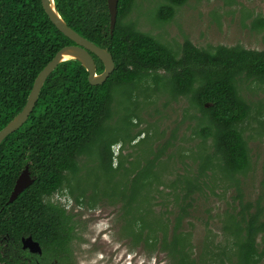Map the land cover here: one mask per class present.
Masks as SVG:
<instances>
[{"label":"trees","instance_id":"16d2710c","mask_svg":"<svg viewBox=\"0 0 264 264\" xmlns=\"http://www.w3.org/2000/svg\"><path fill=\"white\" fill-rule=\"evenodd\" d=\"M0 1L6 6L4 19L16 20L15 26L21 29L8 32L19 44L0 51V61L21 59L17 69L12 66L16 70L0 62V86H6L0 87V94L7 97V91L14 98L7 102L0 96V114H5L0 118L1 131L26 105L39 73L59 50L74 43L54 26L41 0ZM188 1L166 0L158 8L160 20L169 22ZM55 3L72 29L109 50L116 68L101 86H92L88 72L75 60L61 64L48 78L29 120L0 146V232L4 229L15 244L22 236H33L45 245L50 240L55 247L68 242L71 228L65 223V210L47 200L64 188L68 174H79L81 157L106 134L105 125L115 117L119 92L130 98L134 95L130 89L145 82L151 87L147 85L151 80L156 88L164 85L172 100H189L197 112L190 116L195 121L193 135L202 140L198 149L203 153L171 151L176 137L159 145L146 169L134 176L133 186H142L129 200L122 199L123 228L133 225L126 236L151 253H164L168 264H264V190L251 199L241 184V177L251 168L250 148L241 126L250 118L253 106L240 91L242 82L264 84V50L224 45L199 48L186 40L179 55L127 21L135 0H119L113 35L107 0ZM259 23L264 27L263 21ZM93 57L102 73L103 63ZM161 71L167 75L161 76ZM114 144L107 147L110 162ZM163 158L174 176L167 183L156 175ZM26 165L34 182L8 203ZM145 189L146 216L134 213L140 191ZM231 189L234 194L222 211V234L215 237L206 228L201 244L194 245L190 223L194 213L208 205V224L216 216L210 196L219 198L224 191L223 197ZM82 201L77 197L78 203ZM157 206L164 209L157 211ZM128 208L131 219L126 224ZM6 260V264H15L8 257Z\"/></svg>","mask_w":264,"mask_h":264},{"label":"rangeland","instance_id":"374dc122","mask_svg":"<svg viewBox=\"0 0 264 264\" xmlns=\"http://www.w3.org/2000/svg\"><path fill=\"white\" fill-rule=\"evenodd\" d=\"M165 2L135 0L127 21L134 22L139 30L156 37L179 55L186 40L199 48L224 45L264 50V27L259 23L264 22V0H189L176 9L169 22H162L158 8ZM159 74L163 77L167 75L164 71ZM147 85L151 87H146L145 82L138 88L130 89L134 93L130 98L119 92L114 106L115 117L105 125L106 134L89 154L81 157L79 174H68L64 188L52 200L61 207H71L67 210L70 213L79 211L78 204H75L77 197L86 202L82 217L88 226L91 224L87 230L93 238L90 247L104 262L109 261L107 264H168L164 253H151L144 245L137 246L130 236H126L125 233L132 232L133 225H126L131 219L128 208L123 228L122 199L129 200L134 191L142 186L141 183L133 186L134 176L146 169V162L154 158L159 145L169 138L176 137L171 151L203 153L198 149L203 145L202 140L193 135L195 121L190 116L197 112L190 106L189 100H172L164 85L156 88L151 80L147 81ZM240 91L253 106L250 118L241 126L251 156L250 171L241 177V184L247 196L256 199L264 190V84L242 82ZM112 144L110 162L107 147ZM164 159L156 175L166 182L174 176L168 172ZM177 166L183 168L181 164ZM140 193L135 204L138 209L134 213L143 212L146 216V189ZM220 194L219 198L211 195L209 199L216 215L211 222L206 224L208 205L194 213L195 218L190 222L194 245L201 244L206 228L215 237L222 234V211L234 191L229 190L223 197L225 192ZM60 199H66V203ZM155 209L160 211L164 208L157 206ZM186 227L191 228L190 225Z\"/></svg>","mask_w":264,"mask_h":264},{"label":"water","instance_id":"95a60500","mask_svg":"<svg viewBox=\"0 0 264 264\" xmlns=\"http://www.w3.org/2000/svg\"><path fill=\"white\" fill-rule=\"evenodd\" d=\"M41 2L43 9L54 26L74 44L68 45L59 50L55 57L39 73L28 101L22 111L0 131V146L12 133L20 129L28 121L39 100L41 91L47 79L61 64L70 60L78 61L88 72V80L92 86L103 85L116 68L113 56L106 47L96 45L80 35L66 23L57 9L55 0H41ZM107 4L110 14V31L111 35H113L118 19L119 0H107ZM93 55L103 63L104 71L102 73H98L97 64ZM33 182L34 179L31 177L29 167H26L18 177L8 203L16 201V199L28 189ZM25 242L35 246L36 249H32L33 251H41L40 245L37 242H34L31 238H28Z\"/></svg>","mask_w":264,"mask_h":264},{"label":"flooded vegetation","instance_id":"af4514ba","mask_svg":"<svg viewBox=\"0 0 264 264\" xmlns=\"http://www.w3.org/2000/svg\"><path fill=\"white\" fill-rule=\"evenodd\" d=\"M5 7L6 6L0 1V51H2L10 44H13L15 46L18 45L19 41L17 39H12L11 36L8 35V32L17 33L18 31L21 30L20 28L15 26V24H17L16 20L4 19L5 14L2 13V11L5 10ZM1 57L2 54L0 53V59ZM10 58H4L0 62L7 64L6 68L10 67L11 69H15V68L17 69L18 65L21 62V59L16 56L13 61H8ZM12 66L15 68H13ZM0 87H6V86L2 85ZM0 96L2 98L3 94H0ZM6 96L7 97L4 96L3 97L7 98V102L12 101L14 99L11 98V96L7 93V91H6ZM10 104H14V103L11 102ZM4 115L5 114H0V118L3 117ZM15 117H13L12 120ZM20 129H18L17 131H19ZM17 131H15L14 133H16ZM26 167L29 166L26 165ZM31 177H32V173H31ZM53 197H51L50 200H47L49 201L48 203L55 206H59L58 204L54 203V201H52ZM65 198L67 197L65 196ZM65 200H61V201H63V203L65 204L66 203ZM75 204L76 205L78 204L77 206L79 211L73 213L67 211L70 210L69 208L71 207L69 206L66 207L65 205H62V207L60 206L65 210L64 213L65 215L64 219L66 220L65 223L69 228H71L70 239L66 244H63V246L55 247V244H52L50 240H49L50 245L49 243L48 245H45L39 242L38 240H35L33 236H22L20 238L19 243L16 242L17 244H15L14 242L15 240L12 239L8 234H5V232H3L4 229H1L0 264H6L7 257L9 258V261L14 262L15 264H107L109 263V261H107V263L104 262L103 261L104 259L99 257L95 252H93L92 248L90 247L93 238L90 235L89 231L87 232V230L91 228V224L88 226V223L86 221H83L84 219L82 217L84 214L83 212L85 211L83 209V206H86V202L83 200L82 202L78 203L75 199ZM28 238H31L34 242H37L40 245L41 251L38 250L33 251L32 249H36L35 246L32 244H27L25 242V240H27Z\"/></svg>","mask_w":264,"mask_h":264},{"label":"clouds","instance_id":"9594fccd","mask_svg":"<svg viewBox=\"0 0 264 264\" xmlns=\"http://www.w3.org/2000/svg\"><path fill=\"white\" fill-rule=\"evenodd\" d=\"M57 193H59V192H57ZM63 196H66V195H63Z\"/></svg>","mask_w":264,"mask_h":264}]
</instances>
